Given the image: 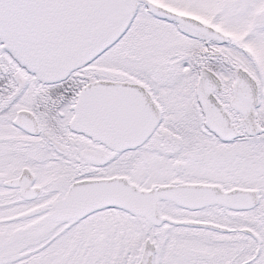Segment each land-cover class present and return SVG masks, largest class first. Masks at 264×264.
<instances>
[{"label":"snow or ice","instance_id":"obj_1","mask_svg":"<svg viewBox=\"0 0 264 264\" xmlns=\"http://www.w3.org/2000/svg\"><path fill=\"white\" fill-rule=\"evenodd\" d=\"M0 264H264V0H0Z\"/></svg>","mask_w":264,"mask_h":264}]
</instances>
